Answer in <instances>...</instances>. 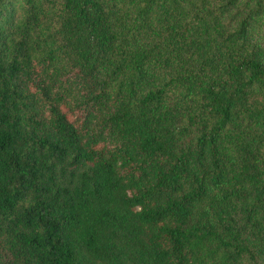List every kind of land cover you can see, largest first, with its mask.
Instances as JSON below:
<instances>
[{
  "label": "trees",
  "instance_id": "trees-1",
  "mask_svg": "<svg viewBox=\"0 0 264 264\" xmlns=\"http://www.w3.org/2000/svg\"><path fill=\"white\" fill-rule=\"evenodd\" d=\"M109 1L0 0V245L264 264V0Z\"/></svg>",
  "mask_w": 264,
  "mask_h": 264
},
{
  "label": "rangeland",
  "instance_id": "rangeland-1",
  "mask_svg": "<svg viewBox=\"0 0 264 264\" xmlns=\"http://www.w3.org/2000/svg\"><path fill=\"white\" fill-rule=\"evenodd\" d=\"M127 0H110L108 4H113V3H116L118 5V7H121L122 4H124ZM22 7H17L15 8V12H14V24L17 25L21 18H22ZM179 67V66H178ZM178 67H173L171 70L169 69V72H167L166 76H169V73L171 74H174L176 73V69ZM162 77H165L164 75ZM0 264H13L11 262V257L8 255V251H7V248H5L2 245H0Z\"/></svg>",
  "mask_w": 264,
  "mask_h": 264
}]
</instances>
